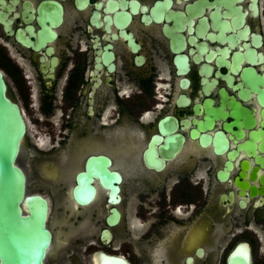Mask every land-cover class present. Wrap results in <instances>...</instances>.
<instances>
[{"label":"flooded vegetation","instance_id":"flooded-vegetation-1","mask_svg":"<svg viewBox=\"0 0 264 264\" xmlns=\"http://www.w3.org/2000/svg\"><path fill=\"white\" fill-rule=\"evenodd\" d=\"M0 70L44 264H264V0H0ZM99 155L117 201L95 170L80 204Z\"/></svg>","mask_w":264,"mask_h":264},{"label":"water","instance_id":"water-1","mask_svg":"<svg viewBox=\"0 0 264 264\" xmlns=\"http://www.w3.org/2000/svg\"><path fill=\"white\" fill-rule=\"evenodd\" d=\"M6 85L0 70V264H44V257L51 241L47 227L48 200L40 193L25 192V174L16 163L21 139L25 133V121L17 103L7 97ZM109 159L89 157L86 173L77 174V184L72 189L80 204L91 201L95 187L89 173L99 170L102 182L110 186V200L117 201V171L107 167ZM109 216L108 223L115 222ZM101 264H128L118 255L102 253ZM226 264H252L249 246L241 241L235 244L227 256Z\"/></svg>","mask_w":264,"mask_h":264},{"label":"rangeland","instance_id":"rangeland-1","mask_svg":"<svg viewBox=\"0 0 264 264\" xmlns=\"http://www.w3.org/2000/svg\"><path fill=\"white\" fill-rule=\"evenodd\" d=\"M92 249H94L93 251H97V250L100 249V247L98 248L96 246H93ZM112 250H113V252H115L116 250H118V246L115 245V247ZM261 259L262 258L260 256V254H255V256H254V264H261V262H262ZM48 264H50V257L48 259ZM73 264H78V263H77V261L73 260Z\"/></svg>","mask_w":264,"mask_h":264}]
</instances>
